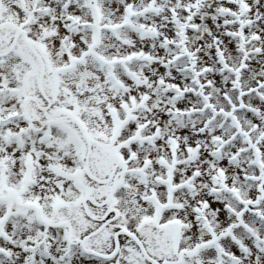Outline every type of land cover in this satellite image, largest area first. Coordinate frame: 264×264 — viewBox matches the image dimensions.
Wrapping results in <instances>:
<instances>
[{"label": "snow or ice", "instance_id": "obj_1", "mask_svg": "<svg viewBox=\"0 0 264 264\" xmlns=\"http://www.w3.org/2000/svg\"><path fill=\"white\" fill-rule=\"evenodd\" d=\"M0 264H264V0H0Z\"/></svg>", "mask_w": 264, "mask_h": 264}]
</instances>
